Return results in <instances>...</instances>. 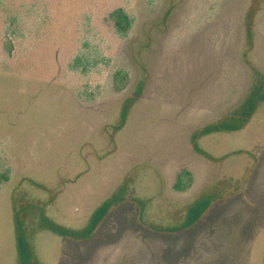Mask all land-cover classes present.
Returning a JSON list of instances; mask_svg holds the SVG:
<instances>
[{"label": "rangeland", "instance_id": "374dc122", "mask_svg": "<svg viewBox=\"0 0 264 264\" xmlns=\"http://www.w3.org/2000/svg\"><path fill=\"white\" fill-rule=\"evenodd\" d=\"M258 75L264 88V0H0V264H17L16 211L39 264H264V101L197 137L207 155L192 144ZM121 186L87 239L42 228H83ZM207 191L233 194L180 232L143 226L131 201L170 227Z\"/></svg>", "mask_w": 264, "mask_h": 264}, {"label": "trees", "instance_id": "16d2710c", "mask_svg": "<svg viewBox=\"0 0 264 264\" xmlns=\"http://www.w3.org/2000/svg\"><path fill=\"white\" fill-rule=\"evenodd\" d=\"M110 17L114 19V26L119 33L124 32L128 25L129 20L126 14L121 9H115L110 13ZM120 72H116L114 74V81L115 84L117 83V78L120 76ZM260 75H258L259 77ZM121 79V78H119ZM124 78L119 80L120 82L123 81ZM258 83L255 87L251 88L250 92L248 93L247 97L244 101L239 105L237 109H235L229 116H225L220 120H217L213 123L207 124L203 128L199 129L197 132L193 134V148L204 155L205 152L200 150L198 146L195 144V140L197 137L207 135L210 133H227V132H234L238 131L247 123L249 118L252 116L254 110L256 109L257 105L264 101V88L262 86L261 77L258 79ZM120 87V86H118ZM133 99H127L124 103L121 113V124L123 123L126 112L128 109L129 103L131 104ZM191 181L190 175L187 171L182 170L176 177V181L173 185V188L177 191H182L189 185ZM210 191V190H209ZM202 193L196 199L191 201L188 206L185 208L183 212V217L179 221L178 224L170 225V227H163L154 224L145 223L141 219V213L144 208V201L138 200L135 198H131V201H134L138 204L140 208L139 213V220L140 223L152 230L159 231V232H180L188 227L194 225L199 219L205 215L207 210L211 205H213L217 201L224 200L227 196H231V194L226 195H219L213 193L210 200L205 202L204 198L207 193ZM125 186L119 187L109 198L103 201L100 205H98L93 212L91 213L87 224L80 229H72L65 226L58 225L45 216L41 217V225L42 228L57 235L60 237L69 238L72 240H85L89 236L92 235L98 224L102 221V219L106 216V214L116 207L119 203L125 200ZM203 200V201H202ZM30 206L27 207V209ZM24 213V211H23ZM21 213V214H23ZM21 214L16 211V215L14 217V240H15V248L17 253V264H39L35 258L33 246L31 244V233L28 226L25 225ZM181 222V223H180ZM34 260V261H33Z\"/></svg>", "mask_w": 264, "mask_h": 264}, {"label": "crops", "instance_id": "0c3cea01", "mask_svg": "<svg viewBox=\"0 0 264 264\" xmlns=\"http://www.w3.org/2000/svg\"><path fill=\"white\" fill-rule=\"evenodd\" d=\"M224 200H222V201H217V202H215L213 205H211L210 207H209V209L207 210V212L205 213V215L209 212V211H212V208L214 207V205L216 204V203H218V202H223ZM226 201V200H225ZM204 215V216H205ZM200 221V220H199ZM198 221V222H199Z\"/></svg>", "mask_w": 264, "mask_h": 264}]
</instances>
